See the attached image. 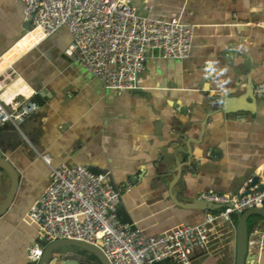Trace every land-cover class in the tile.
Masks as SVG:
<instances>
[{
    "label": "crops",
    "instance_id": "crops-1",
    "mask_svg": "<svg viewBox=\"0 0 264 264\" xmlns=\"http://www.w3.org/2000/svg\"><path fill=\"white\" fill-rule=\"evenodd\" d=\"M132 3L143 15L196 25L193 48L186 59L150 57L140 88L110 91L66 54L74 40L67 27L46 37L26 23L24 2L0 0V74L17 76L2 97L33 96L42 105L24 125L30 141L16 143L9 123L1 137L21 179L0 217V264H31L40 228L28 211L51 183L43 154L55 167L81 165L131 183L118 214L146 235L203 222L210 210L191 206L200 192L240 193L264 170V98L254 94L264 81V0ZM10 187L0 168V205ZM251 219L250 253L264 264L257 243L264 219ZM63 251L101 264L78 249ZM221 251L193 264H229L233 235Z\"/></svg>",
    "mask_w": 264,
    "mask_h": 264
},
{
    "label": "built area",
    "instance_id": "built-area-1",
    "mask_svg": "<svg viewBox=\"0 0 264 264\" xmlns=\"http://www.w3.org/2000/svg\"><path fill=\"white\" fill-rule=\"evenodd\" d=\"M19 1L26 5V23L42 29L46 37L67 27L74 40L66 54L100 78L110 91L140 88L139 77L152 56L186 59L192 52L196 25L180 18L163 20L143 15L132 0ZM15 76L8 71L0 74V127L9 123L30 141L24 125L42 105L33 96L23 100L2 97L17 81ZM254 94L264 98V81L255 85ZM42 156L52 168L51 183L28 211L40 228L31 249V264H38L47 244L57 239L98 245L111 264H193L199 256L219 253L230 236L236 238V212L264 206L262 170L260 184L246 195L200 192L198 199L222 205L218 212H208L203 222L146 235L136 222L122 221L118 214L131 183H116L108 172L97 173L81 165L55 167L50 154ZM257 234V243L263 246L264 234Z\"/></svg>",
    "mask_w": 264,
    "mask_h": 264
},
{
    "label": "water",
    "instance_id": "water-1",
    "mask_svg": "<svg viewBox=\"0 0 264 264\" xmlns=\"http://www.w3.org/2000/svg\"><path fill=\"white\" fill-rule=\"evenodd\" d=\"M28 26H30L28 24ZM227 109L230 108L228 99L226 100ZM7 125V124H6ZM6 125H4L6 127ZM4 126L0 127V168L4 169L11 178V187L9 192L7 193V198L3 204L0 205V217L3 216L11 204L13 203L15 196L18 191V187L20 184L21 175L16 166L10 160L9 157L6 156V147L2 144V136H4ZM26 134L28 135V130L25 129ZM9 137H11L16 143H23L27 141L17 130H11L9 133ZM177 172L180 170L176 169ZM257 184H260L259 174L251 179L247 185L240 192L241 195H246L251 192V189L255 187ZM262 186H258L261 188ZM194 208H201L206 210H215L222 208L221 204H216L212 202H207L200 199H195L192 205ZM236 251L231 256V261L229 264H254V260L257 258L255 253H250V219L253 216H260L264 219V206L263 207H254L248 209L243 213L236 212ZM65 248H75L83 253H90L97 257L99 263L101 264H111L109 258L106 256L103 249L95 244L89 243L87 241L76 240V239H57L53 242H50L45 247L42 257L38 264H59L61 260V264H92V259H86L85 261H79L72 258H69L64 254ZM91 262V263H90Z\"/></svg>",
    "mask_w": 264,
    "mask_h": 264
},
{
    "label": "trees",
    "instance_id": "trees-1",
    "mask_svg": "<svg viewBox=\"0 0 264 264\" xmlns=\"http://www.w3.org/2000/svg\"><path fill=\"white\" fill-rule=\"evenodd\" d=\"M219 210H215V211H213V212H218ZM233 217H234V220H236V215L234 214L233 215ZM257 217V216H256ZM258 217H260V216H258ZM262 218V217H261ZM88 254H90V253H88ZM92 257H94L95 259H97V257L95 256V255H93V254H90ZM98 260V259H97ZM157 264H170L169 262H167V261H162V262H158Z\"/></svg>",
    "mask_w": 264,
    "mask_h": 264
},
{
    "label": "rangeland",
    "instance_id": "rangeland-1",
    "mask_svg": "<svg viewBox=\"0 0 264 264\" xmlns=\"http://www.w3.org/2000/svg\"><path fill=\"white\" fill-rule=\"evenodd\" d=\"M255 218H256V216H255V217H254V216L252 217V219H251V223L253 222V220H254Z\"/></svg>",
    "mask_w": 264,
    "mask_h": 264
}]
</instances>
